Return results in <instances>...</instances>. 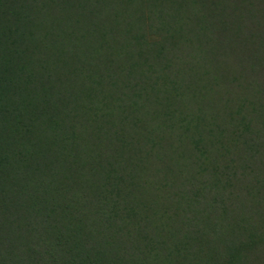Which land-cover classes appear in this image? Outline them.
<instances>
[{"label":"trees","instance_id":"16d2710c","mask_svg":"<svg viewBox=\"0 0 264 264\" xmlns=\"http://www.w3.org/2000/svg\"><path fill=\"white\" fill-rule=\"evenodd\" d=\"M264 0H0V264H264Z\"/></svg>","mask_w":264,"mask_h":264},{"label":"rangeland","instance_id":"374dc122","mask_svg":"<svg viewBox=\"0 0 264 264\" xmlns=\"http://www.w3.org/2000/svg\"><path fill=\"white\" fill-rule=\"evenodd\" d=\"M263 252H264V250H263Z\"/></svg>","mask_w":264,"mask_h":264}]
</instances>
